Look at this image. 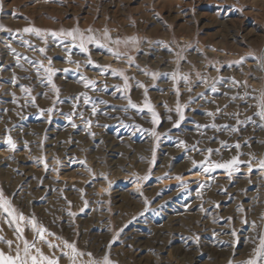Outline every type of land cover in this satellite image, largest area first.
<instances>
[{
  "label": "rangeland",
  "instance_id": "1",
  "mask_svg": "<svg viewBox=\"0 0 264 264\" xmlns=\"http://www.w3.org/2000/svg\"><path fill=\"white\" fill-rule=\"evenodd\" d=\"M30 23L48 29H67L77 23L82 29L91 26L103 30L107 26L113 37L138 35L146 41L169 42L173 49L177 45H191L184 53L186 60L181 61L180 67L183 72L193 73V81L196 80L194 73L200 71L209 77L221 75L246 81L247 87L218 85L219 92L206 93L207 99L214 103L198 100L192 104L190 107L195 111H186L190 119L179 129H172L173 139L162 138L156 148V162L152 165L154 140L121 125L123 121L150 128V116L147 113L138 115L135 110L127 114L119 109L113 111L112 105H124L127 101L119 95L113 96L111 88L108 92L90 93L108 101V106L102 107L110 113L93 118L98 121L91 127L96 134L94 138L88 135L78 119L76 122L81 126L73 129L57 113L50 122L41 117L39 108L51 106L54 93L39 84L29 64L22 61L23 68L16 66L14 56L5 47V42L11 38L10 33L0 31V65L4 67L0 70V109L9 110L0 111V185L6 194L16 193L15 203L26 213L35 212L52 231L76 240L79 247L97 255L103 254L102 250H106L115 232L123 228L118 241L110 249L111 258L118 264H229L234 251L235 259H244L251 246L247 242L248 226L242 225L241 221L246 218L260 223L264 216V173L254 170L249 174L247 167L242 165L240 171L231 177L223 170H217L214 179L209 181V177L198 170L189 171L191 162L182 149L175 146L174 138L179 136L189 144L201 139L194 122H209L205 112L215 111L218 105H228L224 111H238L241 118L254 111L248 105L254 104L253 97L264 91V71L258 68L257 61L249 58L242 65L225 66L219 73L209 66V62H216L220 67L249 52L257 56L264 54V0H2L0 25L15 31ZM31 39L36 45L43 46L40 40ZM12 46L18 52L47 64V59L39 52H32L16 41ZM140 47L142 51L131 50L129 54L135 57L141 68L162 73L176 69L174 51L147 42ZM46 55L52 57V65L57 69L76 67L65 61L67 53L55 44L48 48ZM91 55L96 63L123 68L128 75L148 86L149 97L161 115L158 131L172 128L164 107L165 104L175 106L176 96L170 78H159L154 82L150 76L117 61L103 50L94 49ZM73 59L83 64L86 57L74 50ZM82 71L98 82L108 85L122 83L110 75H101L91 66L83 67ZM13 73L18 77L31 76V80H19L13 85ZM54 81L61 89L62 97L85 90L74 72L67 75L58 72ZM20 83L32 85L33 95L47 93V96L37 95L38 107L20 109L12 103L11 93L22 96ZM153 83L155 88L151 87ZM180 87L182 102H186L189 96L205 92L204 84H195L192 92L183 91V83ZM245 91L250 93L247 102L230 99L237 92L243 95ZM130 95L137 103L144 99L140 88L133 87ZM60 107L68 112L71 104ZM173 119H176L175 114ZM217 123H234V120L219 116ZM13 125H19L11 132L17 144L15 152L2 143L6 126L12 128ZM213 135L217 139L209 141L207 137ZM219 140L239 141V151L245 153L240 157L242 160L249 159L247 153L264 156V129L254 125L249 124L233 134L209 130L200 146L217 148ZM245 140L248 144L244 143ZM25 141L29 145L27 148L24 147ZM236 152V149H222V156L227 159ZM188 155L196 160L203 158L198 153ZM41 156L46 157L50 169L57 168L58 171H45L43 164L37 161ZM80 161H84L87 167ZM150 167L149 181L131 182L136 175L148 174ZM177 176L189 182L186 189L180 186ZM198 181H209L210 186L200 189ZM138 184L140 192H137ZM145 198L151 202L147 212L144 211ZM68 201L71 202L70 210L78 213L75 217L68 215ZM84 201L88 202L87 208ZM201 205L208 211H201ZM81 208H84L83 212ZM229 217L232 219L228 220ZM54 218H57L55 224L51 223ZM0 227H3L6 238H15L7 224ZM233 228L237 230L238 243L231 234ZM25 235L29 239L32 237L30 231ZM196 236H199L198 241ZM0 247L6 249V245L0 244ZM43 250L49 252L47 246ZM60 264H68L67 259H61Z\"/></svg>",
  "mask_w": 264,
  "mask_h": 264
},
{
  "label": "snow or ice",
  "instance_id": "2",
  "mask_svg": "<svg viewBox=\"0 0 264 264\" xmlns=\"http://www.w3.org/2000/svg\"><path fill=\"white\" fill-rule=\"evenodd\" d=\"M0 7H2V0H0ZM14 15L18 14L14 13ZM0 31L10 33L11 38L5 42V47L14 56L16 66L23 68L24 63L29 64L32 70L35 71L39 84L54 93V99L52 100L51 106L47 108H39V115L41 117L46 118L50 122L53 114L57 113L63 116L68 125L73 129L79 128L82 124L88 135L94 138L96 134L91 131V127L93 123H98V121H95L93 118L98 115H109L110 113L105 110V107H102L108 106V101L99 96L90 95V93L108 92L111 88V94L113 96L119 95V98L127 101L124 105H112L111 107L113 111L119 109L127 114L130 110H135L138 115H144L147 113V115L150 116V123L152 125L150 128H144L142 125L136 123H124L123 121H121V125L125 128L133 129L134 132L138 131L143 133L154 140L155 146L151 150L152 165L156 162V148L159 146L162 138L173 139L171 135L172 129H179L182 123L190 119V117L186 115V111H195V109L190 107L192 104L196 103L198 100H204L206 103H214V101L207 99L206 93L219 92L218 85H230L233 88L247 87L246 81H238L234 77H225L221 75L209 77L206 73L200 71L194 73L196 80L193 81V73L183 72L180 67L181 61L186 60L184 53L187 52L191 45H185L183 47L177 45L176 49H173L169 42L163 40L146 41V38L138 35H129L123 38L119 36L113 37L111 30L107 26H105L103 30H97L91 26L82 29L78 23L67 29L63 27L60 29L41 28L30 23L23 29H17L15 31L6 29L3 25H0ZM31 38L40 40L43 43V46L36 45ZM13 41L19 42L22 46L32 52H39L41 55L45 56L47 64H45L44 60L29 57L18 52L17 49L12 46ZM144 42L162 46L169 52L174 51L176 57V69L172 72L162 73L159 71H150L147 68H141L140 65L136 63L135 57L130 55L129 52L131 50H135L136 52L142 51L140 45ZM52 44L61 47L67 53L64 57L65 61L68 64L76 65V67L64 69L53 67L52 57L46 55L48 48ZM94 49L103 50L114 57L117 61L127 63L129 67L137 68L145 75L150 76L154 82L159 78L171 79L173 82L172 91L176 96L175 106L173 108L168 107V105L165 104L164 107L169 113L167 119L172 124V128L164 132L158 131L161 124V115L157 111L156 105L152 103L149 97V87L142 81L136 80L135 76L128 75L123 68H113L110 64L101 65L96 63L91 55V52ZM74 50L86 57L83 64L81 61L73 59ZM249 58L256 60L258 68L264 71V54L257 56L253 52H249L245 56H241L238 60L227 63V65L221 64L220 67H217L216 62L210 61L209 66L215 68L219 73L223 67L242 65ZM22 61L24 63H22ZM89 66L98 70L101 75H110L113 78L120 79L122 83L108 85L106 82H98L95 79H91L82 71L83 67ZM0 70H4L3 65H0ZM58 72H62L65 75L70 72L76 73L78 76V83H81L85 90L74 96L62 97L61 89L54 81V77H56ZM19 80H31V76L18 77L13 73L11 83L16 85ZM98 83L101 86L98 87ZM181 83L185 85L183 91L187 92H192L195 84H204L205 92L189 96L186 102H182L180 99L183 94L180 87ZM133 87L143 89L144 99L141 103L132 100L130 93ZM151 87L155 88L156 84L153 83ZM19 88L22 96L17 97L15 92L11 93V96L12 103L18 105L20 109L29 106L38 107L36 104L37 95L47 96V93L33 95L32 85L20 83ZM160 91H163V89H160ZM223 94L227 95V93ZM249 97L250 93L245 91L243 95L237 92L235 95L231 96L230 99L235 101L239 98L247 102ZM253 99L255 100V103L248 105L249 109H254L251 115H244L243 118H241V113L238 111L231 113L225 112L224 109H226L228 105H224L223 107L218 105L216 106L215 111L208 110L205 112V115L210 118L209 122H194L195 130L200 135L201 139L189 144L188 141L179 136L174 138L175 146L182 149L183 153L191 162L192 167L189 171L198 170L199 173L208 176L209 181L214 179V173L217 170H223L229 177H231L233 173H238L240 171L242 165L247 167L249 174L254 170L264 173V156L257 157L254 153H247L249 159L242 160L240 157L245 155V153L239 151L241 149V143L239 141L229 143L227 140H219L220 146L217 148H205L200 146L209 130H212L213 132H228L229 134H233L238 133L243 127H246L249 124L264 129V91H261L259 95L253 97ZM21 100L23 101L22 103ZM65 103L71 104V109L68 112H64L60 107ZM0 111L9 110L0 109ZM173 114H175L176 119H173ZM17 115H21V113L17 112ZM219 116H228L230 119L234 120V123H217ZM21 119H24V117L21 116ZM77 119L81 124L76 122ZM100 126L107 127V125ZM16 127H19V125H13L12 128L6 126V136L2 141L3 145L13 152L18 150L17 144L11 135L13 128ZM207 139L211 141L216 140L217 137L213 135L207 137ZM244 143L248 144V141L245 140ZM262 143H264V141H262ZM28 146V142L25 141L24 147L27 148ZM41 147H43L42 143ZM222 149H236L237 152L230 158L225 159L222 156ZM189 153L202 154L203 158L201 160H196L191 155H188ZM142 159L144 158L142 157ZM37 161L43 164L45 171H58L57 168L50 169L46 157L44 156L38 157ZM56 163L57 165L60 164L59 159L56 160ZM80 163L87 167L84 161H80ZM88 170L91 172V169ZM151 170L150 167L148 174L134 176L131 182L149 181L151 179ZM101 175L102 178L107 179L106 175ZM93 178H95V176ZM157 179L160 178L158 177ZM176 179L180 182V186L185 189L187 188L189 182L184 180L182 176H177ZM209 181H198V187L200 189L209 187ZM89 183H91V181H89ZM109 186H111V181H109ZM105 191H107V189H105ZM137 192H140L139 184L137 185ZM197 195H200L199 191L197 192ZM15 196L16 193H12L11 196L6 194L5 188L0 185V225L7 224V226L12 229L15 237L14 239L6 238V236L3 235V227H0V244L6 245V249L0 247V264H60V261L63 258L67 259L68 264H118L117 261L111 258L110 249L112 244L118 241L123 228L115 232L112 240L106 246V250H102L103 254L97 255L93 251H88L79 247L76 240L66 239L57 232L52 231L51 228L35 214V212L26 213L15 203ZM144 203V211L147 212L149 211V205L151 202L145 198ZM68 204V215L70 217H75L78 213L70 210V201H68ZM216 206L219 207V205ZM84 207H88L87 201H84ZM200 210L204 212L208 211L203 208V205L200 206ZM80 211L83 212L84 208H81ZM56 219L57 218H54L51 223L55 224ZM227 219L231 220L232 218L229 217ZM241 224L248 226L249 236L247 242L251 246L250 253L246 255L244 259L237 260L235 259L236 253L234 251L233 259L229 260V264H264V216H262L260 223H257L256 221H248L245 218L242 219ZM26 231L31 232V239L25 235ZM231 234L236 238V242L238 243L239 238L237 236V230L233 228ZM195 239L198 241L199 236H196ZM44 246H47L49 249L48 253H45L43 250ZM233 247L235 248V244Z\"/></svg>",
  "mask_w": 264,
  "mask_h": 264
},
{
  "label": "bare ground",
  "instance_id": "3",
  "mask_svg": "<svg viewBox=\"0 0 264 264\" xmlns=\"http://www.w3.org/2000/svg\"><path fill=\"white\" fill-rule=\"evenodd\" d=\"M112 139V138H111ZM51 184V183H50ZM13 189V188H12ZM13 191V190H12Z\"/></svg>",
  "mask_w": 264,
  "mask_h": 264
}]
</instances>
